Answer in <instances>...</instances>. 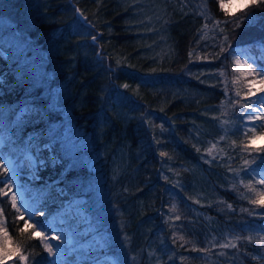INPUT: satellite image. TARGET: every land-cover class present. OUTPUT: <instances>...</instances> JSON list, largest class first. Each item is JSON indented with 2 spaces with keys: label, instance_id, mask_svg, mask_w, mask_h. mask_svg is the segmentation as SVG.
Masks as SVG:
<instances>
[{
  "label": "trees",
  "instance_id": "1",
  "mask_svg": "<svg viewBox=\"0 0 264 264\" xmlns=\"http://www.w3.org/2000/svg\"><path fill=\"white\" fill-rule=\"evenodd\" d=\"M220 3L0 0V249L20 250L0 264H264V144L233 71L238 51L264 70V6Z\"/></svg>",
  "mask_w": 264,
  "mask_h": 264
},
{
  "label": "rangeland",
  "instance_id": "2",
  "mask_svg": "<svg viewBox=\"0 0 264 264\" xmlns=\"http://www.w3.org/2000/svg\"><path fill=\"white\" fill-rule=\"evenodd\" d=\"M223 3L227 6V11L230 13L236 12L237 10H240L242 8H244L243 6L246 4H249V0H223ZM225 10V9H224ZM0 26H3L4 28H8L10 26V24L4 20V19H0ZM95 42V40H94ZM97 57L99 59H102L100 54L98 53ZM238 57L241 63L247 62V64L252 66V69H254L252 63L250 62L249 57L243 53L242 51H238L236 53H234L233 55V60H234V64L235 67L237 66L235 63V59ZM252 69H248L249 71ZM238 74L240 75V78L243 80H246V84H248L249 81H252L253 79H255L256 81H259L261 79L260 76H241L240 72L238 71ZM260 84L259 82H257L255 85H253L252 87V91L255 95L253 96H248L251 101H258V98L261 97L262 93H259L257 91V89L260 88ZM246 92H248V87L247 89H245ZM249 102V103H250ZM253 108L255 109V111H253ZM243 117H242V128L244 130H246L247 132L250 133V137H251V145L253 146H261L264 144V109H261L259 107L258 102L252 105V108H245V110L243 111ZM249 115L254 116L255 118L253 120H249L247 117ZM53 130L57 131V134L59 136V138L63 141V145L65 147V149L68 151L69 156H76L77 159H82V160H87V156H84L82 154L81 150H84V146L82 144V140L80 138L79 132L73 131L69 129V126L67 124L65 125H58L56 126ZM262 178L261 173L259 174V176L257 177L258 181ZM13 180V181H12ZM12 180L10 179V181L12 182L13 186H14V191L17 195V197L21 198L24 193L26 192L25 188H21L19 187L18 184V180H17V172L14 171L13 173V177ZM96 184V183H95ZM92 185V189L93 191L96 189H98V185ZM264 190V188H262ZM99 191V190H98ZM100 195V193L98 194ZM25 213L24 215L28 218L29 215L32 214V211L29 210V208L25 207ZM124 236L120 237V240L123 238ZM61 238V237H60ZM74 239L72 237H70L69 235H65L63 238H61V241L63 243V245L67 246L68 244H70ZM96 242L98 243V240H96ZM101 244L102 240L100 241ZM110 264H116L115 261H110Z\"/></svg>",
  "mask_w": 264,
  "mask_h": 264
},
{
  "label": "snow or ice",
  "instance_id": "3",
  "mask_svg": "<svg viewBox=\"0 0 264 264\" xmlns=\"http://www.w3.org/2000/svg\"><path fill=\"white\" fill-rule=\"evenodd\" d=\"M264 6V0H249V4H246L244 5L243 7L244 8H248L250 6ZM220 7L222 9H225L226 13H227V6L223 3V0H221V3H220ZM227 23V22H226ZM234 23H236V26L238 27L239 26V17H237L234 21ZM220 24L219 21H217V26ZM221 31H223V29H221ZM93 39L95 40V37H93ZM228 37L225 36V40H227ZM235 59V63H236V67L233 68V71L234 72H237L239 71L241 76H260L261 79L259 81H256L255 79H253L252 81H249L248 84H247V87H248V93L247 95L248 96H253L255 95L252 91V87L253 85H255L257 82H259V84L261 85L259 89H257V91L259 93H262L264 94V70H257V69H252V66L247 64V62H244V63H241L239 58L236 57L234 58ZM248 69H252V70H248ZM124 87H128L127 85H124ZM237 95L239 96L240 93L237 92ZM259 104V107L261 109H264V95H262L261 97L258 98V101H251L250 103L248 104H245L244 107L245 108H252V105L257 103ZM253 111H255V109L253 108ZM249 120H253L255 117L252 116V115H249L247 117ZM264 127V126H262ZM249 143H251V139L249 140ZM245 150H247V147H245ZM257 152H264V149H256ZM209 152H211V149H209ZM163 155V153H162ZM254 160L257 159V157H254L253 158ZM259 159L262 160V162H264V157H259ZM262 175V178L257 181L258 184L260 185H264V173L261 174ZM252 191H256V189L252 188L251 189ZM2 189H0V193H2ZM251 203L253 204H256L258 205L259 207H264V191L260 192L259 193V199H253L251 201ZM11 204H12V207L16 209V212L17 213H20V215L22 216L23 213L21 212V209L19 207H17V203H16V196L13 195L12 199H11ZM229 207H231V205H229ZM0 215H2V210H0ZM19 218V217H18ZM177 219H179V217H177ZM26 223V222H25ZM4 226V221L0 220V227H3ZM24 229H21V232H23ZM5 238H8L7 237V233L5 232ZM180 239H183V237H180ZM249 241H251L253 238L252 237H248L247 238ZM258 242L262 245H264V237H259L258 238ZM45 247V250H47L49 252L50 255H53L54 252H53V248L50 244H45L44 245ZM222 247H235L234 244H225V245H222ZM19 248L15 249L14 252H9L7 250H4V249H0V261H3L4 258L6 256H10V255H14V254H17L19 253ZM19 260L21 262L25 261L26 260V257L22 254H20L18 256Z\"/></svg>",
  "mask_w": 264,
  "mask_h": 264
}]
</instances>
